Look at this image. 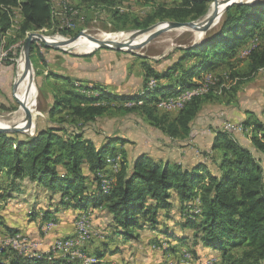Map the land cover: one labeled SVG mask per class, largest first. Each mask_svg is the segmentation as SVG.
I'll return each instance as SVG.
<instances>
[{
  "label": "rangeland",
  "instance_id": "1",
  "mask_svg": "<svg viewBox=\"0 0 264 264\" xmlns=\"http://www.w3.org/2000/svg\"><path fill=\"white\" fill-rule=\"evenodd\" d=\"M257 1L259 0H254L253 2ZM262 1L264 2V0ZM49 2L53 13V21L49 27L29 30L25 33L19 32L22 17L19 12L20 10L13 8L11 26L4 34L0 35V57L4 53L7 54L6 59L0 62V67L5 68L4 70L0 68V78L1 76L6 77L5 85L0 84V121L2 123L14 124L18 110L21 109L12 94V87L16 80L22 45L28 35L33 34L29 57L35 83V107L33 110L37 115L36 130L40 126L49 124L47 111L53 107L54 95L56 94L61 97L67 91L66 89H71L73 93L84 95L85 98L80 104L82 107L90 104L105 107L102 115H94L89 121H83V118H78L75 126V130L77 131L89 124L98 131V134L104 136H113L114 134L126 135L125 132H131L134 129L145 131L147 128H154L146 114L141 109L136 108L142 103V100L140 102L124 100L123 98L130 94L117 95L100 83H84L63 74L61 76L53 74V72L61 70L60 66L63 62V65H65V58H88V62L91 63L90 57H95L99 61L104 62L105 67L107 65H110L109 68L114 67V74L117 75V78L120 77L118 78L120 79L119 81H122L121 85H119L121 89L126 88L128 91H134L136 89L133 88H137V86L139 87L142 84L137 83V86L127 84L129 81L132 82L131 78H134L133 74H135V77L143 82V86H146H142L137 95L145 93V90L150 91L151 105H155L159 111H167L165 108L157 106L159 101L171 97H183L186 93H190L197 88L200 93L198 96L202 100V108L197 117L191 122V131H196L199 128L197 126H200L203 127L200 130L205 129L207 132L210 130L212 137H216L219 132L230 133V137L242 146H246L243 144L250 142L249 145L251 146L249 149L253 151L255 157L261 158L264 163V156L254 149L250 141L251 136L264 132V68L250 76H242L246 68L244 58L248 50L258 44L259 39L255 36H258L257 34L261 31V25L255 29L246 41L237 45L234 53L227 59L230 62L228 67L221 68L218 65L204 70L199 76L195 74L191 78L197 84L196 87L193 85L191 88H180L176 84L179 72L172 73L170 77L153 80L147 77V67H152L159 73L167 70L177 60L178 49L198 45L209 34L219 29L225 11L218 21L207 30L195 27L158 31L157 29L159 28H155L150 34L145 35L146 40L140 38L139 43L133 46L132 50H93L91 47L76 46L71 48L73 46H70V51H72L70 52L46 47L43 41L35 35L40 34L47 38L62 36L68 39L85 38L87 35L92 37L95 35H107L125 40L135 30L143 29L162 21H169L170 19H161V16L159 14L156 15L155 12L160 11L161 6H171L177 1L49 0ZM212 2V0L209 2L207 14L203 17V20L211 17L210 4ZM177 3H179V0ZM197 19L200 20L202 18L198 17L195 20ZM107 73L108 71L105 69V75ZM129 73L133 77L126 79ZM232 73H236L237 75L232 78ZM56 75L59 74L56 73ZM151 80L154 81L153 85H150ZM156 85H173V87L172 90L164 92L163 95L160 92L152 91ZM103 93L111 95L112 98L102 97ZM111 93H115L116 95ZM115 96L121 99H115ZM56 100L61 103L60 98H56ZM179 110L180 106L179 108L172 109L170 112L172 115H176ZM68 112L70 110L63 107L62 112L57 113L53 119L60 122L61 114ZM205 117H208V119L206 118L205 123L201 126L200 122ZM246 120L249 121V125L244 126L242 122ZM258 121L263 124L261 130L256 128V122ZM36 130L28 135L35 134ZM12 136L17 139L22 137L20 133ZM192 136L193 132L184 139L178 137L172 139L174 142H169L168 140L165 142L169 146L174 147H177L179 143L181 145H191L195 149L194 155L200 156V158H210V154L206 152L205 148L208 147L209 143L205 142L206 146L201 148L198 146V143L193 141L195 137ZM201 138L205 141L209 137L203 136ZM219 154L220 149H215L214 155L218 156ZM110 155V153L106 155L107 162L105 163V167L117 168L119 166L118 163H121L122 159H124V155L122 156L121 152L118 156L109 157ZM169 160H171L169 161L170 164H181V162H178L181 160L179 157L177 160H174L172 157ZM57 167L60 175L67 174L61 165ZM181 167L185 169L183 166ZM110 168L108 170L97 171L96 176L99 178L101 175L107 176L108 174L109 177H107L110 178L112 173L109 172ZM7 177L10 179V175L5 170H1L0 248L1 246L2 248L0 249V253L3 249H7V251L21 254L12 244L5 246L2 242L15 235H20L21 237H26L27 242L30 244L28 249L29 258L48 259L51 257H61L66 259V262H71L70 264H227L221 256L220 249L207 246L203 241L194 237L197 232L195 228L182 225L188 217L187 212H200V202L197 197L185 201L179 199L180 202L173 204V207L169 211H162L155 228L151 227L142 217L143 214L139 213L140 226L123 229L117 224L111 214L101 208V205L86 204L79 207L61 205L59 203L62 194L60 188L53 191L35 181L37 184L31 187L29 193L26 192L25 195H37L42 208L50 207V211L47 209L50 213L48 217L41 218L44 221L40 224L38 235L33 236L27 232H20V179L12 178V181L17 183V185L14 186L11 183L5 192L2 188V181ZM9 181L5 183L9 184ZM106 181L108 180L106 179ZM85 185H92L91 179L86 178ZM176 199L178 201V198ZM172 200L173 198H171ZM55 203L56 207L54 206ZM146 204L147 207L152 204L150 199H148ZM179 204L184 206L183 210L179 208ZM29 205L31 206V204ZM57 212L63 213L62 219L58 218ZM40 217L42 216L40 215ZM35 222L38 223L37 221ZM61 222H64V224L73 222L74 233L71 236L62 237L59 234V230L63 227L60 226ZM8 224L16 228H6ZM116 231L129 232L131 234L125 239L122 235L117 234ZM57 239L61 242L68 240L70 243H73L72 248H65L61 251L56 249L55 241ZM233 251H240V249L236 248ZM0 261H9V258L2 257V254H0Z\"/></svg>",
  "mask_w": 264,
  "mask_h": 264
},
{
  "label": "trees",
  "instance_id": "2",
  "mask_svg": "<svg viewBox=\"0 0 264 264\" xmlns=\"http://www.w3.org/2000/svg\"><path fill=\"white\" fill-rule=\"evenodd\" d=\"M210 1L179 0L174 5L161 6L155 14H159L161 19L195 20L207 12ZM13 8L20 10L21 33L52 24L53 13L49 0H0V35L11 26ZM263 10L262 0L229 6L217 31L209 34L198 45L178 49L177 60L162 73L147 67V77L159 80L179 72L176 84L180 88L196 87L197 84L191 79L195 74L199 76L202 71L218 65L228 67L230 62L227 59L237 45L246 41L261 25V31L255 36L259 39L258 44L249 49L244 58L246 68L242 76L255 74L264 68ZM187 60L191 61L187 63ZM235 75L232 73L231 77ZM172 87L156 85L152 91L164 95ZM66 90L62 98L54 95L53 107L47 111L49 124L45 128L37 129L33 135L20 133V139L12 136L19 133H0V171L5 170L13 179L29 177L53 191L60 188L61 205L79 207L99 204L123 229L138 226L139 213L155 228L161 212L172 208V192L181 201L197 197L200 212H187L188 217L182 225L195 228L196 239L209 247L220 249L227 264H264V163L261 158L255 157L249 147L240 145L228 133L219 132L213 144L214 149H220L216 162L217 173L202 163L183 169L180 165L159 163L142 154L131 165L127 164L124 156L121 163H118L120 168L114 175V181L105 175L107 183L100 184L105 176L98 178L96 173L105 168L106 155L115 152V144L119 139L110 138L98 146L84 138L82 128L75 130L78 118L89 121L94 115H102L105 107L93 104L82 107L80 104L84 95L73 93L71 89ZM144 92L143 95L123 99L142 100L136 108L141 109L151 124L167 136L184 139L191 133V122L202 108L199 94L192 96L176 115H172L170 111H159L155 105H151L150 91ZM102 97L112 98L105 93ZM56 98H60L61 103ZM114 98L121 99L116 96ZM63 107L70 112L62 113L60 122H57L53 118L62 112ZM70 117L72 119L69 120ZM242 123L244 126L249 125L247 120ZM256 128L261 130L263 124L256 122ZM250 141L254 149L264 156V132L251 136ZM59 165L65 169L66 175H60ZM83 166H87L94 175L98 190L95 193L87 191ZM12 185L17 183L12 181ZM148 199L152 204L147 207ZM180 208L183 210L184 206ZM49 213L44 210L42 216L48 217ZM116 233L125 239L131 234L120 231ZM236 248L240 251H233ZM0 254L9 258V261H0V264L71 263L61 257L29 258L28 255L7 249H3Z\"/></svg>",
  "mask_w": 264,
  "mask_h": 264
},
{
  "label": "crops",
  "instance_id": "3",
  "mask_svg": "<svg viewBox=\"0 0 264 264\" xmlns=\"http://www.w3.org/2000/svg\"><path fill=\"white\" fill-rule=\"evenodd\" d=\"M89 60H92L91 63L88 62V58H82V59H79L77 57H74L72 59H66L65 58L64 59V61H66L65 65H63L64 64V62H63L60 66L61 70L55 71V72H53V74L55 73L54 74L55 76H61V74H63L67 77H71L74 80H79L80 82H84V83H87V82L100 83V84H102V86L104 85V87L108 88L111 92H115L117 95L118 94H123V95L124 94H130L129 96H132V95L139 94V90L142 88L143 82H141L140 79L135 77L136 76L135 74H133L134 78H131L133 76L129 73V75L126 79L131 78L132 82L129 81L127 84L130 86H137V83H142V84L139 87L137 86V88H133V89H136L134 91L133 90L128 91V89H126V88L121 89L119 87V85H121L122 81H119L120 79H118V78H120V77L117 78L116 77L117 75L114 74V70H113L114 67L109 68L110 65H107L105 67V63L99 61V59L95 58V57L94 58L90 57ZM222 67H225V66L222 65L221 68ZM0 68H2V70L5 69L4 67H0ZM105 69H106V71H108L107 75H105ZM56 73H58L59 75H56ZM125 76H126V74H125ZM5 79H6L5 76H1L0 84L5 85V82H6ZM129 88H131V87H129ZM115 93H111V94L116 95ZM118 100H120V99H118ZM206 118L208 119V117H205L200 122L201 126H203V123H205ZM46 126L43 125V126H40L39 128H45ZM197 127H199V128L196 131H191V132H193V136L195 137V138H193V141L198 143V146L201 148H203V146H206L205 142L206 143L208 142L209 143L208 147H205V148H206V152H208L210 154L209 155L210 158L209 157L200 158V156L194 155L195 149L191 145H187V144L181 145V143H179L177 147L169 146L168 143H166V142H167V140L169 142H174L172 140L173 138L167 136L164 132H162L159 128H156V127L151 128V129L147 128V130H145V131L144 130L140 131V130L134 129L131 132H128V131L125 132L126 135L114 134L113 136H108V135L104 136V135L98 134V131H96V129H94V127L90 124L84 126L82 128V131H83L84 138L90 139L93 143H95L98 146L105 143L110 138L119 139L118 142L116 143V146H115V152L113 154H111L109 157L115 156L121 152L125 156V159H126L128 165H131L132 161L142 154L150 156L151 158L155 159L159 163L169 162V161H171V160H169L171 157L174 160H177L179 157L181 160L178 162L179 163L181 162L180 165L186 169L191 168L192 166L196 165L197 163H202L204 165L206 163L205 166L207 167V169L217 173L216 162L218 161L219 155L218 156L214 155L215 149L213 148V144L215 141V137L211 136V131L209 129H208L209 131L207 132L205 129L200 130L203 127H200V126H197ZM132 128H133V126H132ZM203 136H208L209 138L204 141L201 138ZM249 144H250V142L245 143L243 145H246L247 147L250 148L251 145H249ZM106 158H107V156H106ZM211 163H212V165H210ZM109 168H110L109 166L108 167L106 166L104 168V170H108ZM119 168L120 167H117V168L111 167L109 170V172H112L110 178H112L113 181H114V175H115V173H117ZM111 169H112V171H111ZM82 173L86 176V178L91 179V181H92V185H86L88 193L97 192L98 191L97 190V184L93 180L94 175L88 170L87 166L82 167ZM107 176H108V174H107ZM8 181H9V184L5 183ZM2 182H3L2 188L5 191L8 189L9 185L12 183V178L10 177V179H8V177H7ZM36 184L37 183L35 181H32L29 177H24L23 179L20 180V232H22V231L27 232V233L32 234L33 236L38 235L37 233L39 231L40 224H42L44 221V220H42L43 219L42 215H43L44 210L48 209L50 211V209H49L50 207L49 208H42V206L39 203V199H38L37 195H35V196L33 194H31V196L25 195V193L26 192L29 193V189L31 187H34ZM25 190H27V191H25ZM172 198H173V200L171 202H172V207H173V204H177L178 202H180V200L174 192H173ZM176 198H178V201ZM29 204H31V206ZM54 206L56 207V203L54 204ZM102 209H104V208H102ZM8 210H9V208H8ZM56 214H57L59 219H62V217H63L62 212L61 213L57 212ZM40 215L42 217H40ZM35 221H37L38 223H36ZM62 223H63V225H62ZM72 223L68 222L67 224H64V222H61L60 226H63V227H61V229L59 230V232H60L59 234L62 237L71 236L74 233V227H73ZM6 226H7L6 228H8V227L9 228H16V227H11L9 224Z\"/></svg>",
  "mask_w": 264,
  "mask_h": 264
},
{
  "label": "water",
  "instance_id": "4",
  "mask_svg": "<svg viewBox=\"0 0 264 264\" xmlns=\"http://www.w3.org/2000/svg\"><path fill=\"white\" fill-rule=\"evenodd\" d=\"M212 1L216 5V11L213 15H211V17H207L208 19H206V20H203L204 19L203 17L207 14V12L203 16L200 17V18H202L200 20L197 19V20H191V21H172V20L162 21V22H159L155 25L133 31L129 37L128 42L124 45H121V46H117V45H114L108 41L100 40V39H97V38H94V37L88 36V35L84 38V41H82L81 45L87 46L88 43H93L94 44V46L92 47L93 50H96V49L132 50L131 48L133 46H136L139 43L138 41L140 40V38H143V40H146L145 35L150 34V32L153 29H155L157 26H158L157 28H159V29H157L158 31L168 30V29H176V28L187 29V28H195V27L196 28H202L203 30H207L216 21H218V19L222 15V13L224 11H226V9L229 6H231L232 4H251V3H253L254 0H251V1L250 0H245V1H243V0H230V1H227V3H225L223 5V7H220L218 0H212ZM152 34H155V33H152ZM33 36H34L33 34L28 35L24 44L22 45L21 55H20V61L23 64L22 77L29 74L30 71L32 70V64L30 62L29 54H30V46H31V43L33 41ZM35 36L39 37L40 40L43 41V43L46 47L53 48L56 50H67V51H69V49H71L69 47L66 48V47L54 45L50 40L46 39V37H44L40 34H37ZM15 83H16V80H15L13 87H12V94L15 98V101L24 110L23 122L20 123L21 125L20 124H6V123L0 122V133L32 134L36 130L37 115H36V112H34L33 109L29 105H27L26 103H24V101L19 100L16 97V95H15V91H16Z\"/></svg>",
  "mask_w": 264,
  "mask_h": 264
},
{
  "label": "bare ground",
  "instance_id": "5",
  "mask_svg": "<svg viewBox=\"0 0 264 264\" xmlns=\"http://www.w3.org/2000/svg\"><path fill=\"white\" fill-rule=\"evenodd\" d=\"M227 1H230V0H218V3L220 5V7H223V5L225 3H227ZM245 1V0H243ZM210 16L214 14V12L216 11V5L212 2L210 4ZM158 27V26H157ZM156 27V28H157ZM167 33V32H166ZM165 36V35H164ZM94 38H97V39H100V40H104V41H108L114 45H117V46H121V45H124L128 42L129 38L128 39H118V38H115V37H112V36H107V35H95L93 36ZM46 39L50 40L54 45H58V46H61V47H70V46H73L71 48H74V47H93L94 44L93 43H88L87 46L86 45H81L82 41H84V38L80 37V38H64L62 36H53V37H50V38H47ZM69 49V48H68ZM70 51V49H69ZM72 52V51H71ZM74 53V52H73ZM22 70H23V64L22 62L19 60V64H18V68H17V73H16V91H15V95L16 97L19 99V100H22L24 101V103H26L27 105H29L32 109H34L35 107V83H34V79H33V71L31 70L29 74H27L26 76L22 77ZM20 72V74H19ZM19 74V76H18ZM201 87V85H200ZM195 90V92H193ZM192 92V94L190 93H186L185 95H189L190 96L187 98V100L189 101L191 99L192 96L196 95V94H200L199 91L197 90V88H195ZM184 95V96H185ZM183 96V97H184ZM172 98V97H171ZM185 101L183 104L180 105V109L183 107V105L188 102V101ZM163 101H159L158 103H162ZM34 111V110H33ZM24 117V113H23V109L21 108L20 110H18V114L16 115L15 119H14V124L15 123H21L22 122V119ZM1 122V121H0ZM2 123V122H1ZM21 125V124H20ZM244 128V126H243ZM228 132V131H227ZM230 134V133H229ZM109 162V161H108ZM109 184V183H108ZM105 186V185H104ZM107 188V187H105ZM82 221V220H81ZM83 225V224H82ZM20 235H15L11 238H8V239H11V240H18V237ZM26 238V237H25ZM66 245H73V243H70L68 240L64 241V242H61L59 241V246H66ZM6 246V245H5ZM14 248L18 249L20 251L21 254H26L29 256V252H28V249L27 250H21V248L19 246H16V245H12ZM2 247V246H1ZM20 248V249H19ZM62 249H65V248H62ZM62 249H58V250H62ZM68 251V250H67ZM66 251V252H67ZM28 252V253H27ZM33 254V253H32Z\"/></svg>",
  "mask_w": 264,
  "mask_h": 264
},
{
  "label": "built area",
  "instance_id": "6",
  "mask_svg": "<svg viewBox=\"0 0 264 264\" xmlns=\"http://www.w3.org/2000/svg\"><path fill=\"white\" fill-rule=\"evenodd\" d=\"M6 55H7L6 53L2 54V56L0 57V62L1 60L6 59ZM153 80L150 81L151 85L154 83ZM193 92H195V90ZM193 92H191L190 94H192ZM190 94L185 95L184 97L166 98L163 100L162 103L158 104V106L160 108H165L167 111H171L172 109L179 108V106L187 100ZM105 183H106V176H105V179L100 181V184H105ZM2 242H3V245H6V246H8L9 244L19 246L21 250H27L30 247V244L27 242L26 238L21 237V236L18 237V240L6 239V240H3ZM55 248L56 249L72 248V246L71 245L59 246V240L57 239L55 241Z\"/></svg>",
  "mask_w": 264,
  "mask_h": 264
}]
</instances>
